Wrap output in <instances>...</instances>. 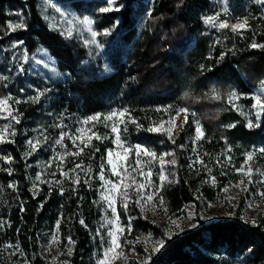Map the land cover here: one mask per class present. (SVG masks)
<instances>
[{
  "label": "trees",
  "instance_id": "1",
  "mask_svg": "<svg viewBox=\"0 0 264 264\" xmlns=\"http://www.w3.org/2000/svg\"><path fill=\"white\" fill-rule=\"evenodd\" d=\"M50 2L68 14L89 17L97 31L118 21L111 35L98 36L103 45L100 55H90L81 41L50 27L45 17ZM246 4V0H226L221 11L214 0H117L113 10L103 13L99 10L107 7L108 0H0V75L8 77L0 80V97L10 94L20 101L14 110L20 121L13 127L16 135L7 139L14 142L0 144V264H12L5 253L7 243L17 244L29 264H50L41 247L53 230L59 247L55 264H95L97 231L103 233L97 205L99 174L102 164L104 171L108 168L105 156L113 147L114 124L124 144L133 149L124 166L125 185L135 174L136 145L157 154L175 153L177 179L164 183L158 193L170 216L188 202H197L199 195L214 200L215 192L235 180L246 155L264 147V117L259 127L249 129L228 100L235 92L240 105L250 107L251 89L264 80V48L250 46L264 44V30L256 31L252 21L236 31L231 27L248 20ZM249 9L251 16L259 17V11ZM17 13L22 14L24 27L8 28V21L20 19ZM210 16L217 17V25L226 21L229 27L206 23ZM14 43L18 45L11 48ZM39 48L54 60L60 79L38 81L15 73L13 66L6 69L20 49L33 54ZM35 89L48 91L39 101L28 99ZM121 109H128L125 116L114 122L106 119ZM180 109H188L187 122L175 143L164 133L146 130L170 120ZM93 115L98 119L89 123L92 137L78 148L69 135H61L81 117ZM194 120L203 131L199 140L194 139ZM232 124L235 127H227ZM29 139H39L41 144L26 156ZM58 139L60 144L55 143ZM80 148L79 155L71 154ZM254 153L255 165L264 169V158ZM197 157L204 163L191 170L190 160ZM76 164L81 167L69 171ZM37 174L46 182L36 180ZM77 175L78 185L72 183ZM210 175L216 177L214 185L209 183ZM130 188L123 189L128 211L120 200L118 213L131 245L143 253L140 235L165 239L159 252H150L149 264H233L247 250L251 260H264V217L252 223L240 219L237 212L169 238L158 223L142 217ZM81 219L85 224L79 223Z\"/></svg>",
  "mask_w": 264,
  "mask_h": 264
},
{
  "label": "rangeland",
  "instance_id": "2",
  "mask_svg": "<svg viewBox=\"0 0 264 264\" xmlns=\"http://www.w3.org/2000/svg\"><path fill=\"white\" fill-rule=\"evenodd\" d=\"M214 1L221 6L222 8L221 11H224L226 9V0H214ZM246 2H247L245 7L246 12L244 15V18L248 19L246 25H248L249 21H252L254 22V24H252L253 28L256 31L261 32L262 30H264V5L257 4L254 2V0H246ZM249 7H253L257 11H259L258 12L259 17L251 16L250 13L252 12H250ZM250 16L252 18H249ZM45 17L51 28L60 31L66 38L73 37L81 41L87 47L90 55L101 54L103 45H101V43L99 42L98 37H97V41L101 45L100 47L90 42L91 34L88 31V29L89 28H91L92 30H96V29L94 28L93 22L91 24L84 23L85 20H91L89 17L68 14L67 12H64L63 10L59 9L51 2L47 6V13L45 14ZM12 45L11 48H13ZM14 51H12V53H14ZM25 52H26L25 50L20 49L19 55L17 56V60L12 61V63L8 62L7 63L8 66L6 67V69L11 70L13 66L14 67L13 71H15V73L17 72L23 76L29 75L31 77H35L38 81H51L55 79H60L62 77V75L58 72L56 68L54 60L48 55V53L44 49L39 48L33 54L27 53L28 56L27 62L21 61L19 59L21 53H25ZM33 57H35L36 59L43 58L42 63L40 65H37ZM44 62L48 63L47 68L44 67ZM21 63L24 64V68H25V71L22 73L19 72ZM9 95L10 94L0 98L7 97ZM256 96H259L261 100L264 101V80L257 87L251 89L250 97L252 98V104L250 107L243 108L238 102L237 100L238 97L236 95H231L228 98L229 103L232 105V107L242 113L246 121V124L249 119H252L254 122H256L255 109L252 107L255 102L254 97ZM16 100H18V98L12 97V99L9 101V105L13 110V115H15L14 110H15ZM180 110L170 120L161 122L158 125H156L155 127L160 128V130L157 132L165 134L164 131L165 128H171L172 137L175 140L180 132V129L182 128L185 122V119L187 118V112H183ZM0 115H6V113H2ZM263 117L264 114L261 115V119L259 121L260 124L262 122ZM87 118L88 117H81L80 119L77 120L76 124L72 125L71 128L69 127L68 134L69 136H71L72 143L73 141H75L76 145H79L81 142L87 141L89 137H92L93 131L89 124L90 121L87 124L81 123L83 120ZM115 119L116 117H112L109 120L114 122ZM9 122H11L12 126L14 127L15 121H11V118L9 117L8 120L1 119L0 128H2L3 125ZM197 124L201 127L200 122L198 120H194L195 129ZM114 126L116 125L114 124L113 127ZM13 127L9 129V133L13 130ZM77 129H83V131L77 132ZM117 134L118 133H114L113 147L109 150L112 151L113 162L117 165V169L122 173V175L120 177L112 175L110 172L111 166L108 164H107L108 165L107 171H104V174L106 179H111L114 182L118 180L122 181V183L120 184V190L114 191L112 193V195L116 199L115 207L118 212L119 201L121 200L122 202L123 200H125V196L122 195V193L124 186L128 180V176L125 177L126 174L124 171V166L129 153L127 154L126 157L123 155H118V153H122L123 148L127 146L124 144L123 141H122L123 147H121L115 142V137ZM9 137H10L9 134H5L6 140L9 139ZM166 137L168 138L167 135ZM258 149L259 148H257L255 151H250L249 153H252V160L247 161V163L243 164L245 165L246 169L248 166H251L253 169V175H252L253 182L251 184L248 183V177L244 176L243 173H238L236 171L237 176L235 180L229 181V183L221 191L215 192L214 200L210 201L205 199V197L199 195L197 196V202H188L187 204H185L181 212H179L175 216H170L167 213L164 204L161 205L160 198L157 193L156 195L153 196L152 200H142L139 205L136 204L142 214V217L144 219L150 220L151 222L158 223L163 228L166 236H169V234L174 235L175 233H181L188 229L194 228L193 224L198 226L201 222L207 223L219 219L233 217L237 212L239 214L240 219L242 220L259 221V219H262L264 217V196L260 195V193L264 191V169L259 167L260 165L259 166L255 165L256 163L254 162L255 161L254 152H256V154L258 153L263 158H264V154L257 151ZM167 152H173V151H167ZM173 158H175V156L165 157V159L168 161L172 160ZM105 159L107 163V153ZM138 159H139V164L137 163ZM192 161H194L193 158H191L190 164H192ZM226 165L227 164L225 163L223 167H226ZM159 167L160 166L158 161H152L150 157L144 156L143 154L139 155L138 157L135 152V168H134L135 174L129 175L131 177V183L129 184L131 185L130 190L132 191L135 200H136V196H135L136 184L132 183L133 179L136 181V183L143 182L145 183V185H147L148 181L145 179L144 176L140 175V170L143 169L145 172H147V170L151 168L153 172V176L151 177V180L156 185H159L160 181L158 179V175H156L159 172ZM165 167L168 171L175 173L174 176H171L169 178L171 181H175L177 179V174H176L177 164L175 166L171 164H167L165 165ZM200 168H201L200 163H196L192 165V167H190L191 170H195V169L199 170ZM213 176L214 175L209 176V183L212 185L215 184V183L213 184L211 180V177ZM40 177H42V174H40ZM241 179H244L245 183L236 186ZM164 183H167V181H165ZM101 184L102 182L100 181L97 205L102 213V219L100 225L103 228V233L101 234L102 238L100 236L99 243L97 244L94 250L95 264H99L100 260H103L104 264H143L145 257L149 255L150 252H152V249L155 246V242L158 241L159 239H162V237H155L154 235L149 233H144L140 235L138 237V240L140 241L144 251L143 253H139L137 249L131 245L133 244V240L128 237L126 230H124L123 233L117 234V242L120 245V247L115 248L114 251H108L110 247V238L107 235V233L110 228L113 230L115 229V224L107 223L108 220L112 219V214L107 203L104 202L103 200V196L106 193H105V189L101 187ZM225 188H227V191H224ZM245 188L247 190H245ZM142 191L151 193L154 190L151 187H146ZM193 214H195V219H189V217L192 216ZM201 216L210 217V218L200 219ZM173 221H175V223H173ZM118 223L123 224L121 222L120 217ZM177 225H179V227H177ZM47 237L48 238L46 239V242L41 247V254L45 256V258L48 260L50 264H55L56 257L59 251L58 237L56 231L53 230L51 234H49V236ZM53 237H55V239H53ZM249 252L250 251L247 250L242 255L238 256L233 264H264V260H259V261L251 260ZM5 253H7L8 257L13 260L12 264H29V261L23 258L24 256L23 252L20 250V248H18L17 244L7 243ZM105 253H107V255H105Z\"/></svg>",
  "mask_w": 264,
  "mask_h": 264
},
{
  "label": "snow or ice",
  "instance_id": "3",
  "mask_svg": "<svg viewBox=\"0 0 264 264\" xmlns=\"http://www.w3.org/2000/svg\"><path fill=\"white\" fill-rule=\"evenodd\" d=\"M254 2L257 3V4L264 5V0H254ZM114 5H115V0H108V6L101 8L99 11L103 12V13H107V12L113 10V6ZM115 10L116 11H120V7L119 6H115ZM16 15L20 16V19L18 21H16V22L8 21L7 22L8 28L14 29V28H23L24 27V20H23L22 14L17 13ZM216 19H217L216 16H210V17L206 18L205 22L206 23L213 22V27H217L218 26L220 29H224V28H228L229 27V24L226 21L225 22H220L217 25L215 23ZM84 23L85 24H91L92 21L91 20H85ZM246 24H247V21H244L243 23L234 24L231 27H232L233 31H236L237 29L244 28ZM117 26H118V21H115L112 26H110V27H108L106 29L99 30V31L92 30L91 28H89L88 31L91 34V41L90 42L92 44H96L98 47H100L101 45L98 43L97 37L100 36V35H104V36L111 35L112 32L114 31L115 27H117ZM18 43L22 45L23 41H19ZM16 46H17L16 43H14L12 45L13 48H15ZM250 46L252 48H264V44H258V43H255V42H253ZM11 59L13 61L17 60V56L13 55L11 57ZM19 59L21 61L27 62V60H28L27 53L26 52L25 53H21ZM33 59L35 60V63L37 65H40L42 63V59L43 58L36 59L35 57H33ZM44 67L45 68L48 67V63L47 62H44ZM24 71H25L24 64L21 63L20 68H19V72L22 73ZM7 79H8L7 76L0 75V80H7ZM21 91H23V89H21ZM47 91H48L47 89H45V90H36V94L34 96H30L28 99L34 100V101H39L40 98L43 95H45ZM185 95H187V93ZM231 95H235V92H231L230 96ZM11 99H12V97L10 95L7 96V97H4V98H0V114L6 113V115H0V119L8 120L9 117H10L11 121H15V123L18 124L20 122L19 118H18V116L13 115V110L11 109V107L9 105V101ZM254 101L255 102H254L252 107L255 109L256 122H254L252 119H249L247 121V125H246L249 129L255 128V127H259L260 126L259 121L261 119V115L264 114V101H262L259 96L254 97ZM15 102L16 103H20L19 100H16ZM180 111L187 112L188 109H181ZM127 112H128V109H121V110H118V111H113V112L110 113V115L108 117H106V119H111L112 117H117V116L123 117V116H125V114ZM97 119H98V116L97 115H93V116H90L87 119L83 120L81 123L82 124H87L89 121H94V120H97ZM133 122H135V121L133 120ZM186 122H187V120L185 119V123ZM12 127H13L12 123L9 122V123L3 125L2 128H0V144H3L5 142H9V143L14 142L12 140H6V138H5V134H9V135H11L13 137L16 135L15 130H12L9 133V129H11ZM137 127H140V125L137 124ZM227 127H235V124L229 125ZM146 130L148 132H157V131L160 130V128L159 127H149ZM82 131H83V129H77V132H82ZM164 131H165V134L168 136V139L171 140L173 143H175V140L172 137L171 128H165ZM112 132L113 133H118V129H117L116 126H114L112 128ZM61 135L64 136V135H69V134L68 133H61ZM202 137H203V132L201 130V127L197 124L196 129H195V140H199ZM69 138H71V136H69ZM90 139H91V137H89V140ZM46 140H47V137H45V141ZM115 142L118 145H120L121 147H123V142H122L121 137H120L119 134L116 135ZM26 143H27L28 148H29V151L25 153V155L27 156V155L33 154L35 151H38L37 145H40L41 141L39 139H36V140L29 139ZM55 143L56 144H60L61 141L58 139V140L55 141ZM73 146L77 147V148L79 147L78 145H76L75 141H73ZM85 146H87V145H85ZM180 147L183 148L184 146L181 145ZM132 150L133 149L131 147H124L123 148V152L122 153H118V155H123V156L126 157L127 154L130 151H132ZM134 151L136 152L138 157H139V155L143 154L144 156L150 157L152 161H158L159 166H160L159 167V172L156 174V175H158V179L160 181L159 185H156L151 180V177L153 176V172H152L151 168H149L147 170V172H145L143 169L140 170V175L144 176L145 179L148 181L147 185H145V183H143V182L136 183V181L133 179L132 183L136 184V190H135L136 200H135V202H136L137 205H139L142 200H152L154 195H156L157 193L162 191L165 181H167L169 183L172 182L169 178L171 176H174L175 173L168 171L166 169L165 165L171 164V165L175 166L177 164V160L175 158H173L170 161L165 159L166 156H173L174 157L175 156L174 152H166V153L158 155L154 150L149 149V148H147L145 146H141V145H136ZM193 151H195V148L193 149ZM257 151H259L260 153L264 154V147L259 148ZM80 152H83L82 148H80L78 152L71 153V154L72 155H79ZM112 157H113V153H112L111 150H109L107 152V164L111 166L110 167V172H111L112 175L120 177L122 175V173L120 171H118L117 165L113 162V158ZM10 159L11 158L9 157V161H10ZM52 159L54 160L55 156L52 157ZM250 160H252V153H248L247 154L245 163H247V161H250ZM137 163L139 164V159L137 160ZM196 163L203 164L204 162L199 157H197V159L192 161V164H190L189 166L192 167V165H194ZM80 167H81L80 164H76L75 168L70 169L69 171L75 172V169L76 168H80ZM11 171H12L11 169H8L9 174H11ZM208 171L210 172L211 169H209ZM236 171L238 173H243L244 176L248 177V183L249 184H251L253 182L252 181L253 169H252L251 166H248L247 169H246L245 165L242 164L240 168L236 169ZM61 174L62 175H67V173H65L63 171V169H61ZM52 175L55 176V172H53ZM221 175H225V173L221 172ZM36 180L40 181L41 183H45L46 182V181L41 180L40 174H37ZM99 180L102 182L101 187H103L105 189V193H106L103 196V200H104V202L107 203L109 209L111 210V214H112V219L108 220L107 223L108 224H115V229L113 230V229L110 228L108 233H107V235L110 238V247H109L108 251H114L115 248L120 247V245L117 242V234L124 232L125 225L118 223V221H119V213L117 212V209L115 207L116 199L112 195V193L114 191H119L120 190V184L122 183V181L118 180V181L114 182L111 179H106L105 174H104V165L103 164L101 165V172L99 174ZM211 180H212V182L214 184L216 182V177L215 176L211 177ZM56 183H60V181H56ZM72 183L73 184H77V185L80 183V178H79L78 175L72 180ZM85 183H87V181H85ZM244 183H245L244 179H241L237 183L236 186L242 185ZM33 187L35 188V184L33 185ZM125 187L126 188L127 187H131V185H125ZM146 187H151V188H153L154 191L151 192V193H148L146 191H142ZM245 190H247V189L245 188ZM72 191H73V193H75L76 189L73 188ZM224 191H227V188H225ZM33 195L35 196V192L33 193ZM60 195H64V190L63 189L60 190ZM122 195L128 196L127 192L122 193ZM260 195L264 196V191H262L260 193ZM128 198L131 199V197H128ZM160 203H161V205L163 204V198L162 197L160 198ZM122 206H123L125 212H127L128 208H129L127 200H123L122 201ZM42 207H43V202H41V204H40V208L41 209H42ZM206 218H210V217H203V216L200 217V219H206ZM131 219L132 218H129V221H128V224H127V228L129 229V231L131 230V227H132ZM189 219H195V214L190 216ZM245 222H247V221H245ZM79 223L83 225V224H85V221L83 219H81L79 221ZM173 223H175V221H173ZM252 223H255V220H253ZM59 224H60V219H58L56 221V227L57 228L59 227ZM196 226L197 225L193 224V227H196ZM177 227H179V225H177ZM97 235L101 236V238H102V235H101L99 230L97 231ZM169 238H171V234H169ZM53 239H55V237H53ZM68 239H69V243H73V241L71 240L70 237ZM164 244H165V239H163V238L159 239L158 241H156L155 242V246L152 249V253L159 252L160 249L164 246ZM146 251H147V249H146ZM69 252H71V249H69ZM152 253H149V255H147L145 257V259L143 261V264H149V261H151V259H152ZM105 255H107V253H105ZM99 264H104V261L100 260Z\"/></svg>",
  "mask_w": 264,
  "mask_h": 264
}]
</instances>
